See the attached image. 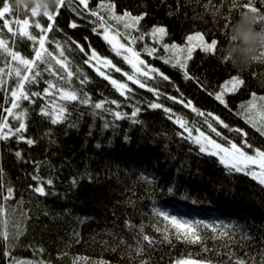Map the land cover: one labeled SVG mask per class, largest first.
Instances as JSON below:
<instances>
[{
	"label": "trees",
	"instance_id": "16d2710c",
	"mask_svg": "<svg viewBox=\"0 0 264 264\" xmlns=\"http://www.w3.org/2000/svg\"><path fill=\"white\" fill-rule=\"evenodd\" d=\"M113 2L117 5L118 14L124 10L133 15L146 14L140 23L142 32H149L153 26L167 29L168 35L162 42L146 36L135 47L150 66L159 69L169 80H163L158 74H153L155 79L140 77L147 85L144 88L128 81L123 71L131 74L130 65L115 55L102 35L92 31V20L95 18L81 11L82 5L77 6L80 15L72 7L62 9L47 35L49 41L61 42L65 48V62L76 73L70 78L71 88H83L93 102L104 101V108L112 111L72 102L69 106L71 116L53 125L50 117L41 114L40 110L45 106L49 112L57 110L54 106L62 102L55 89H50L49 94L32 98L34 103L21 100L19 108L12 109L14 113L28 110L23 117L26 124L23 135L36 141L28 145L15 138L0 140V168L3 169L0 183L4 185L0 188V205L7 209L0 220H8L10 233L23 232L19 239L9 241L13 256L17 260L44 261L45 264H142V261L175 264L183 259L212 260L213 264H223L228 260L227 253L232 251L245 259L254 256L256 264H259L264 250V185L248 171H230L219 162L218 156L201 153L199 146L187 139L186 132L180 135L183 129L175 123L177 117H183L188 121V127L200 128L218 143H225L224 137L237 144L242 143V133L225 129L213 121L222 134L217 137L204 124V117L178 102L180 98L185 103L190 100L192 106L219 116L230 128L247 132L246 139L253 145L252 149L245 148L249 154H254L256 148L264 150V136L238 115L242 111L241 105L252 99V93L264 96V63L255 61L241 70L222 60L219 53L226 43L228 26L242 9L237 7L230 11L231 0ZM89 3L92 9H98L101 0H89ZM262 5L264 0H258L257 7ZM99 10L104 14L103 9ZM217 10L220 14L213 15ZM229 16L230 20L225 19ZM26 18L32 22L30 11L25 14V11L19 13L14 10L11 16L6 14L0 18V25L4 19L9 20L7 26L0 28L3 32L0 39L8 42L11 51L32 59L35 55L33 43L7 31L8 27L17 31L13 21ZM36 19L47 27L49 21L46 18L39 16ZM73 22L78 25L77 28L70 27ZM20 29H23L22 24ZM28 31L33 35L39 33L34 28ZM195 32L204 34L206 42L217 39V51L213 54L200 48L194 49L187 61V72L193 79H185L183 70L164 63L163 58L170 54L163 50L162 43L186 47L187 36ZM77 45L83 46L88 55L81 52ZM145 45L156 47L157 52L148 56L143 51ZM45 46L54 55L58 54L54 42H46ZM92 49L122 68V72L116 73L99 65L114 79L128 83L132 89L130 93L121 96L91 66L96 61L84 63ZM17 67L23 74L24 66L19 60L13 61L8 53L0 49V69H3L0 72V118L7 117L13 128L18 127L19 122L5 109L12 108L11 91L16 87ZM45 67L47 65L39 66L41 77L37 83L26 85V91L42 93L48 80L58 86L65 83L59 80L60 76L66 75L59 70V65L52 61L49 71H44ZM84 75L89 78L88 82L80 85ZM232 76H239L245 83L236 92L225 94L226 108L215 98V93ZM149 88L157 89L160 95L150 92ZM170 96H176L177 101L169 99ZM111 100H116L117 104H111ZM150 102L171 108L172 113H166L163 108L152 109L148 106ZM134 107L141 109L135 118L140 123H133L130 118ZM114 111L127 115L116 119ZM73 123L75 127L71 126ZM106 123L108 127H105ZM193 135L198 133L194 131ZM16 151L22 153V159L15 156ZM34 162L40 164L39 176L45 180L53 179V185L46 186V191L50 193L46 196L35 193L29 187L37 184L31 179L35 174ZM8 186L13 188V196L5 202L3 196L7 195ZM161 211L181 220L204 221L213 226L230 225L224 230L232 235V239H214L221 229L218 227L214 233L203 224L198 225L202 242L189 243L177 239L176 228L158 215ZM141 226L143 233L154 238L155 243L148 246L145 242L144 252L137 255L134 249ZM0 230H3L2 223ZM245 233L250 239L241 238ZM164 235H168L169 239L164 240ZM4 246L5 242L0 239V264H8V258L2 254ZM41 248L43 252L39 251Z\"/></svg>",
	"mask_w": 264,
	"mask_h": 264
},
{
	"label": "snow or ice",
	"instance_id": "6c2138e0",
	"mask_svg": "<svg viewBox=\"0 0 264 264\" xmlns=\"http://www.w3.org/2000/svg\"><path fill=\"white\" fill-rule=\"evenodd\" d=\"M258 0H246V2H241V0H231L232 8L230 11L235 10L237 7L242 10H249L256 12L258 15H264V5L261 7H257ZM83 6V12H87L94 17L92 20V24L94 27L92 28L93 32H96L103 36V39L111 46V50L115 53L116 56L121 57L122 60L131 66L132 74H129L127 71H123L121 67H118L115 63H113L112 59L108 57H100L95 49L91 50L88 59L84 61L85 64H90L91 61H96L95 64H91V66L95 69V71L103 77L105 80H108L116 89L119 91L121 96H125L126 93H130L132 91L129 88L128 83L119 81L114 79L111 74L106 71H102L99 65H102L104 69L114 70L116 73H120L123 71V76L127 77L128 81H131L133 84H138L141 88L146 87V83L142 82L140 77L146 79H155L156 76L153 74H158L163 80H169V77L161 72L159 69L152 67L146 63L144 59L141 58V51H138L135 47L138 41H144L146 36H150L154 41L162 42L163 38L168 35L167 29L163 26H153L149 32H142L140 30V23L144 19L146 14L133 15L130 11L124 10L122 14H118L116 11L117 5L113 2V0H108L105 3V0H101V3L98 9H92L89 3V0H58V4L54 11L48 12L45 11L43 14H38L35 10H32L31 17L33 18L30 23L29 19L15 20L13 23L16 25L17 31H14L12 27H8L7 31L12 33L13 36L19 35L21 39L27 38L34 45L33 51L35 53L32 59H27L21 56L19 52L11 51L8 47V42L4 39H0V49L4 52L8 53L13 61L19 60V63L24 66V73L22 74L21 69L17 67L15 69V75L18 78L16 82V87L11 91L12 100V108L5 109L9 116H12L16 119L18 123V127L13 128L7 120V117L0 118V140H9L10 138H15L18 141H24L28 145H33L36 141L32 138H26L23 133L26 131V124L23 122V117L27 115V109L21 110L19 113H14L12 109L19 108V101H31L35 102L32 98L39 97L42 95L49 94L50 89H55L56 93L59 95V99L62 102L61 104L55 105L56 111L49 112L47 111V106L41 108V114L49 116L51 119V123L53 125L61 123L68 119L71 116V112L69 111V106L72 102H78L82 105H89L93 107V109H102L104 108V101L93 102L89 94L80 89H72L70 85V78H72L76 73L69 69L68 64L65 62V48L62 46L61 42L58 41H49L47 33L50 32L55 24L56 19L60 15L62 9L65 6L72 7V10L77 12V15L81 14V11H77V6ZM99 9L104 10V14H101ZM13 8L10 6L8 0H2V7H0V18L5 17L6 14L9 16L13 13ZM28 10H25V14H27ZM171 14V13H170ZM219 10L215 11L213 15H219ZM39 16H43L49 21L47 27H43L38 19ZM225 19L230 20L229 17H225ZM114 22V23H113ZM9 24V20L4 19L3 24L0 25V28L7 26ZM21 24L23 25V29H20ZM71 28H77L78 25L76 23L70 24ZM227 27V25H225ZM34 28L38 29L39 33L37 35L31 34L28 29ZM123 29V31H121ZM3 35V32H0V36ZM187 46L182 47L177 45L176 43L168 44L162 43V48L166 53H169L164 59L165 64H171L172 67H179L184 71L185 79H193L187 72V61L191 59L192 53L194 49L200 48L205 53H215L217 51L218 41L217 39H212L210 42L205 41L204 34L200 32H195L194 34H190L187 36ZM46 42H54L55 48L59 50L57 55H54L52 51L45 46ZM35 45H38L36 47ZM81 52H85L83 46L77 45ZM143 51L147 53L148 56H152L157 52L156 47H149L145 45ZM186 53V55H183ZM88 55L87 52H85ZM52 61L55 62L56 65H59L60 71L66 73L65 76H60L59 80L64 81L63 85L54 84L51 80L45 81L47 87L43 89V92H31L26 91V85H31L38 82V78L41 77L42 73L39 70L40 65H47L44 68V71H49L52 68ZM256 61L264 63V52L260 54V56L256 59ZM3 69H0L2 72ZM29 73H32L29 75ZM88 77L86 75L80 79V85H85L88 82ZM2 83V81H0ZM245 81L241 79L239 76H232L230 80L225 81L223 85L220 86V91L215 93V98L223 104L226 108L228 107L225 101V94L236 92L240 86L244 85ZM150 92H154L157 95H160L159 91L155 88H149ZM179 91V89H177ZM211 94V93H210ZM182 95V94H181ZM169 99L173 101H177L176 96H170ZM179 103L183 104L184 107H191L193 112H196L197 115L204 117V124L207 125V128L211 130V132L215 133L217 137H220L222 134L217 130V127L214 126L213 121L218 122L219 125H223L225 129H229L230 131H234L236 133H242V143L237 144L233 140L228 137H224L225 143H218L215 139L212 138L211 135L206 134L204 131H201L200 128L188 127V121L183 119V117H177L175 119V123L183 129V132L180 133L183 136V133L186 132L187 139L191 140L195 145L199 146V151L201 153H208L212 156H218L219 162L228 168L230 171L234 170L236 172H243L245 169H248L252 165H256L259 168V171H249L248 174L251 175L254 179L258 180L261 185H264V150L260 148H256L254 150V154H249L247 149H252L253 145L248 143L247 132H243V130L239 128H230V126L225 123L219 116H214L213 113L208 112L205 113L200 111L199 109L192 106V102L189 100L185 103L183 98H180ZM111 104L116 105V100H111ZM152 109H160L163 108L166 113H172L171 108H164L162 104L150 102L148 105ZM242 111L238 113L245 118L246 123L249 124L252 128L256 129L260 135L264 136V96H257L256 93H252V99L247 102L245 105H241ZM105 111H112L111 109L104 108ZM141 112L139 107H134V110L131 112V117L133 123H140L137 117V114ZM116 119H123L127 114L121 113L120 111L113 112ZM211 118V120L209 119ZM169 119H172V116L169 115ZM72 127L76 125L71 124ZM105 127H108V124H105ZM198 133V135H193V132ZM227 145V146H226ZM15 156L17 158L22 159V153L20 151L15 152ZM39 168L40 164L34 162L35 174L32 175L31 179L36 181L37 184L35 186L29 185V187L35 193H38L41 196H46L49 191H46V186L53 185V179L49 178L45 180L43 177L39 176ZM3 177V169L0 168V180ZM73 184L76 183L75 180L72 181ZM3 183H0V188H3ZM172 191L171 188L168 189ZM7 195L3 196V200L7 202L13 196V188L8 186L6 188ZM7 213V209L0 205V216H5ZM159 216L163 217L164 220L170 221L171 225L176 228L175 236L177 239H183L189 243H200L203 241V237L199 232L198 225L203 224L205 228H211L215 233L217 228L219 227L221 230L218 233V236L215 238L228 237L229 240L232 239V235L229 234L228 231L224 229H228L230 225H217L213 226L212 224H206L204 221H190V220H181L176 216H170L166 212H159ZM0 223L3 224V230H0V239L5 242L3 256L8 258V264H45L44 261H31V260H17L9 247V241L14 239H19L23 232L17 231L15 234L10 233L8 231V220L3 219L0 220ZM19 228V225L16 226ZM183 229V231H181ZM160 231L159 228L156 229ZM167 232V229L164 230ZM243 240H248L250 237L245 233L242 237ZM169 236L164 235V240H168ZM145 242L148 246H151L155 243L154 238L150 237L147 234L143 233V226L140 228V232L138 233L136 239V248L134 249L137 255L142 254L144 252ZM15 245H12L14 247ZM205 251H209V249L205 248ZM39 251L43 252V249H39ZM228 260L224 261L223 264H249V259L251 260V264H256V257H250L249 259H245L244 257L237 256L235 252L229 251L227 253ZM247 256V253L245 254ZM142 264H148L147 261H142ZM177 264H213L212 260H180L177 261ZM219 264V262H218ZM259 264H264V250H262L261 259Z\"/></svg>",
	"mask_w": 264,
	"mask_h": 264
},
{
	"label": "clouds",
	"instance_id": "9594fccd",
	"mask_svg": "<svg viewBox=\"0 0 264 264\" xmlns=\"http://www.w3.org/2000/svg\"><path fill=\"white\" fill-rule=\"evenodd\" d=\"M16 12L35 10L38 14L54 11L58 0H8ZM264 52V15L242 10L228 26L220 58L233 67L247 69Z\"/></svg>",
	"mask_w": 264,
	"mask_h": 264
},
{
	"label": "rangeland",
	"instance_id": "374dc122",
	"mask_svg": "<svg viewBox=\"0 0 264 264\" xmlns=\"http://www.w3.org/2000/svg\"><path fill=\"white\" fill-rule=\"evenodd\" d=\"M111 48V47H110ZM121 58V57H120ZM142 58V57H141ZM142 59H144V58H142ZM145 60V59H144ZM146 61V60H145ZM147 63V62H146ZM148 64V63H147ZM149 65V64H148ZM130 68H131V66H130ZM132 74V73H131ZM245 171H259V168H258V166H256V165H252V166H250L248 169H245ZM183 260H187V259H183ZM192 260V259H191ZM175 264H177V262L175 263Z\"/></svg>",
	"mask_w": 264,
	"mask_h": 264
},
{
	"label": "water",
	"instance_id": "95a60500",
	"mask_svg": "<svg viewBox=\"0 0 264 264\" xmlns=\"http://www.w3.org/2000/svg\"><path fill=\"white\" fill-rule=\"evenodd\" d=\"M99 55V54H98ZM100 56V55H99ZM101 57V56H100Z\"/></svg>",
	"mask_w": 264,
	"mask_h": 264
}]
</instances>
